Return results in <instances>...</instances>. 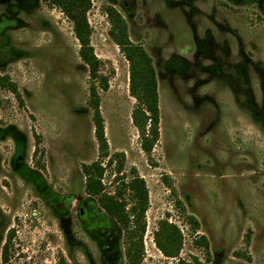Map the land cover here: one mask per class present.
<instances>
[{
	"label": "rangeland",
	"instance_id": "374dc122",
	"mask_svg": "<svg viewBox=\"0 0 264 264\" xmlns=\"http://www.w3.org/2000/svg\"><path fill=\"white\" fill-rule=\"evenodd\" d=\"M91 1L92 46L109 80L101 112L110 152L124 154L123 174L135 169L149 190L143 264H179L155 244L167 218L184 235L181 258L206 261L165 176L199 220L210 264H264V0ZM108 6L153 59L161 122L151 157L133 123L130 65L110 37ZM79 50L60 9L0 0V74L22 97L0 89V264L9 232L11 264H128L120 226L85 190L82 165L99 151Z\"/></svg>",
	"mask_w": 264,
	"mask_h": 264
},
{
	"label": "trees",
	"instance_id": "16d2710c",
	"mask_svg": "<svg viewBox=\"0 0 264 264\" xmlns=\"http://www.w3.org/2000/svg\"><path fill=\"white\" fill-rule=\"evenodd\" d=\"M51 7L61 12L73 24L75 38L80 44L79 57L89 69L90 100L93 111V124L98 144L99 158L90 164L82 165L85 177V190L88 196L94 198L101 211L116 221L124 235L125 257L128 264H143L145 256L144 237L147 231V213L149 210V190L146 181L134 169L132 176L123 174L125 155L111 154L105 132V120L101 112V93L109 89V80L101 74V60L95 54L92 46L93 30L88 14L92 9L91 0H43ZM110 23V37L120 48L130 65V94L138 105L133 112V123L138 129L142 140V150L151 157L154 148L160 141V98L157 75L153 59L142 45L131 41L128 25L122 15L111 6L105 10ZM0 89L13 94L22 102L18 86L10 76L0 74ZM38 149L34 154L37 155ZM38 167H41L37 163ZM115 173L114 191L105 184L108 170ZM164 183L171 190L176 200L175 207L180 211L184 222L190 227L194 237V245L203 249L206 261L193 257L191 260L181 258L184 246V235L180 227L169 218L161 220L155 233V244L167 259L178 260L179 264H210L211 252L208 238L200 234L199 220L188 213L184 203L178 198L177 189L171 176L164 177ZM12 233L3 248V264H11L10 248ZM250 241L246 240L249 245ZM58 264H66L61 258Z\"/></svg>",
	"mask_w": 264,
	"mask_h": 264
}]
</instances>
